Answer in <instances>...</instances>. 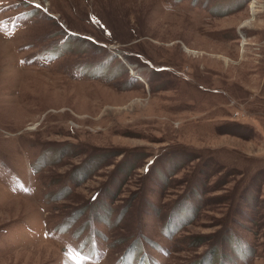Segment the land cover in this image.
<instances>
[{"label":"rangeland","instance_id":"rangeland-1","mask_svg":"<svg viewBox=\"0 0 264 264\" xmlns=\"http://www.w3.org/2000/svg\"><path fill=\"white\" fill-rule=\"evenodd\" d=\"M0 264H264V0H0Z\"/></svg>","mask_w":264,"mask_h":264},{"label":"bare ground","instance_id":"bare-ground-1","mask_svg":"<svg viewBox=\"0 0 264 264\" xmlns=\"http://www.w3.org/2000/svg\"><path fill=\"white\" fill-rule=\"evenodd\" d=\"M250 5H251V11H252V15H253V12H254V7H255V5H254V3L253 2H251L250 3ZM250 23V19H247V21H245V25H247V24H249ZM119 57H120V55H119ZM133 68H132V70H131V72H133ZM134 73V72H133Z\"/></svg>","mask_w":264,"mask_h":264},{"label":"snow or ice","instance_id":"snow-or-ice-1","mask_svg":"<svg viewBox=\"0 0 264 264\" xmlns=\"http://www.w3.org/2000/svg\"><path fill=\"white\" fill-rule=\"evenodd\" d=\"M37 7H39V5H36Z\"/></svg>","mask_w":264,"mask_h":264}]
</instances>
